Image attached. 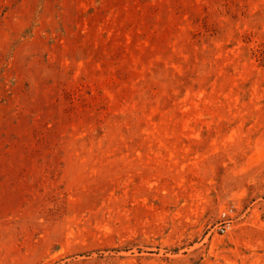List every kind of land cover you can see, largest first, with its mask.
<instances>
[{"label":"rangeland","instance_id":"1","mask_svg":"<svg viewBox=\"0 0 264 264\" xmlns=\"http://www.w3.org/2000/svg\"><path fill=\"white\" fill-rule=\"evenodd\" d=\"M0 264H264V0H0Z\"/></svg>","mask_w":264,"mask_h":264},{"label":"built area","instance_id":"2","mask_svg":"<svg viewBox=\"0 0 264 264\" xmlns=\"http://www.w3.org/2000/svg\"><path fill=\"white\" fill-rule=\"evenodd\" d=\"M232 210L230 211H226L223 213V216L224 217H229L231 216L232 214ZM230 221L229 220H225L221 225H220V228H219V231L221 232V234H225L226 232H228V230L230 229Z\"/></svg>","mask_w":264,"mask_h":264}]
</instances>
